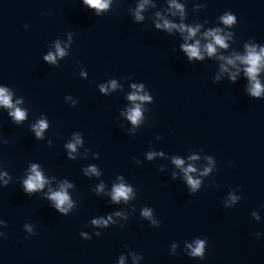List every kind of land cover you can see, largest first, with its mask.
I'll use <instances>...</instances> for the list:
<instances>
[{"label": "water", "instance_id": "95a60500", "mask_svg": "<svg viewBox=\"0 0 264 264\" xmlns=\"http://www.w3.org/2000/svg\"><path fill=\"white\" fill-rule=\"evenodd\" d=\"M182 2L189 22L208 19L214 26L226 10L238 16L229 52L242 51L249 39L264 44V0H207L200 13L192 9L198 0ZM139 3L112 0L96 16L82 0H0V86H8L13 102L22 99L18 106L28 111L16 125L0 108V171L13 176L7 187L0 182V218L7 222L0 225L6 234L0 264H119L121 255L125 264H264V237L256 238L264 233V99L246 95L243 79L213 83L220 61L190 64L179 51L178 35L154 28L155 12L167 0H152L156 7L149 5L145 19L134 23ZM70 32L69 56L59 67L48 65L43 55L55 51L57 39L62 47L68 44ZM112 79L118 87L102 93L100 86ZM133 83H144L153 96L152 102L137 101L147 117L139 128L121 115L134 106L127 99ZM44 116L49 128L37 140L30 125ZM76 132L84 144L73 161L64 145ZM161 149L165 156L147 160L148 152ZM173 155L197 169L191 175L204 181L198 193L189 194ZM31 163L41 165L53 188L64 179L74 182L69 193L77 207L69 215L49 205L47 186L32 196L23 192L19 178ZM89 164L102 175L84 176ZM209 167L212 173L201 177ZM121 174L136 197L108 205L107 193ZM101 182L104 191L96 194L92 189ZM232 195L242 199L225 208ZM144 208L161 221L159 227L141 215ZM115 210L124 215L113 217L115 225L96 237L91 219ZM26 224L36 229L30 239ZM81 231L93 238L82 239ZM197 237L208 238L205 260L185 253ZM132 251L144 259L134 261Z\"/></svg>", "mask_w": 264, "mask_h": 264}, {"label": "clouds", "instance_id": "9594fccd", "mask_svg": "<svg viewBox=\"0 0 264 264\" xmlns=\"http://www.w3.org/2000/svg\"><path fill=\"white\" fill-rule=\"evenodd\" d=\"M112 0H82V5L93 11L96 16H100L110 8ZM151 5L155 8L156 5L152 3V0H140V3L136 7L134 13V23L141 22L145 19V9ZM207 0H198L197 3L192 5V9L195 13H200L202 10L207 9ZM50 14V13H49ZM238 16L231 10L224 11L216 19L214 26H210V21L204 19L195 20L189 22L188 6L185 5L182 0H167L166 6L162 10L155 12L154 28L157 31L164 32L169 36L179 37V51L183 53L184 57L190 64L202 63L206 60H218V71L214 73L212 82L219 83L223 79H226L232 84L237 83L241 79L246 81L244 91L246 95L253 99H264V44L256 41L255 39H249L243 46L242 51L228 50L231 47L236 32L234 31L238 24ZM27 28V25H25ZM74 33L70 32L69 43L61 46L59 39L55 42V51L49 49L47 54H44L42 59L47 62L48 65H55L59 67V61L69 56V49L72 48ZM118 87L115 79H112L108 84L100 86L102 93H107L109 88L116 89ZM133 91L128 95L127 99L132 102L134 106L128 107L126 111L121 115L126 116L127 120L131 122L135 128H139L147 119L142 111V104L137 101L152 102L153 96L150 94V90H145V84L133 83L131 85ZM143 93V94H141ZM14 93L8 86H0V108L8 109L7 115L11 121L16 125H22L28 118L27 109L19 107L23 101L22 99L13 102ZM74 104L73 106H76ZM123 127V126H122ZM49 128V122L47 116L38 119L35 123L30 125V131L34 132V136L37 140L45 139V132ZM135 132V129L133 130ZM127 133V131H125ZM161 137L157 136L159 140ZM8 141L5 139L4 143ZM47 143L51 146L53 141L47 140ZM84 144V138L81 133L76 132L73 134L72 139L67 142L64 147L67 149L66 156L69 160H76V154L78 152V146L82 147ZM147 160L152 161L156 156H165L164 151H150L146 154ZM100 153L96 152V158L99 159ZM198 157L190 156V161L196 160ZM210 164L215 162L214 156L207 157ZM171 161L176 167L180 168L183 173V180L186 182V187L189 190V194H196L201 190V186L204 181L201 178H194L191 173H195L197 169L189 163L188 167H184L185 160L181 156L173 155ZM137 164H143V161H136ZM164 172V169H160ZM213 171L212 168H205L203 173H200L201 177L208 176ZM83 175L91 178L93 176L100 177L102 172L100 168L95 164H89L82 168ZM173 180L178 178V174L173 172L171 175ZM54 179V178H53ZM119 183H114L110 192L107 193L110 196V200L106 201L108 205H118L123 201L127 204L130 200L136 197V192L131 183L125 181L123 174L117 177ZM13 181V176L9 171H0V182L7 187ZM19 183L25 194L32 196L37 193L44 192L47 186V192L44 193L45 198L49 201V205L55 209L59 214L67 216L76 207L77 202L69 193V189L75 186L74 182H70L68 179H64L58 184L56 188L51 187V180L44 174L43 169L39 163H31L26 169L25 175L19 178ZM104 184L101 182L96 185L93 191L99 194L104 191ZM237 190V189H236ZM238 191V190H237ZM242 199V195L231 196V204L226 205L225 208H233ZM124 215L121 211L115 210L108 212L105 215L95 216L91 219V224L94 226V235L100 237L102 230L109 227L110 223L115 225L116 221L113 217H120ZM141 215L148 218L152 227H159L161 221H157L153 218L152 210L144 208ZM255 219L259 221L260 217L255 212L252 213ZM127 219V216H125ZM0 225L4 228L7 227V222L0 218ZM27 232L29 233L25 239H30L31 236L36 234V229L26 224ZM120 227H124L123 224ZM80 236L84 240H91L92 234L87 231H81ZM264 237V233L257 232L256 238L259 240ZM0 238H6L4 231H0ZM173 252L170 255L175 254L177 245L173 243L171 245ZM187 247L191 250L185 253L192 259L205 260L208 238L197 237L193 244H188ZM133 260L144 259L142 255H137V252L132 251ZM119 264H125V256L119 257Z\"/></svg>", "mask_w": 264, "mask_h": 264}]
</instances>
